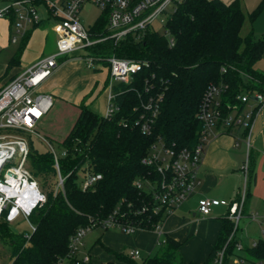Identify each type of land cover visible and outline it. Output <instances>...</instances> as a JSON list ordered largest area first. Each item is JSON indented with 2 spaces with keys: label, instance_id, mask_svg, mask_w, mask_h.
<instances>
[{
  "label": "trees",
  "instance_id": "obj_1",
  "mask_svg": "<svg viewBox=\"0 0 264 264\" xmlns=\"http://www.w3.org/2000/svg\"><path fill=\"white\" fill-rule=\"evenodd\" d=\"M263 4L252 13V20ZM101 19L99 29L106 22L104 16ZM243 23L240 0H184L167 24L174 46L156 33H149L140 42L129 39L117 46L109 45L117 56L146 61L147 65L130 82L114 85L118 109L112 115H98L86 105L80 106L72 129L61 143L65 150L57 156L59 170L54 152L39 153L33 142L29 143L27 166L33 178L44 188L49 187L50 178H56V183L46 192V202L30 214L29 222L34 226L31 232H13L12 224L2 214L0 224L7 225L8 230L0 227V234L11 240L12 264H71V237L81 227L101 228V220L116 210L119 221L136 230H155L165 221L166 214L153 210L156 203L151 192L135 184L147 177H160L143 162L152 145L161 139L179 150L198 143V113L210 85L227 86L222 96L226 113L227 104L245 108L239 95L255 91L264 94V72L255 68L264 57V38L257 39L253 34L242 37ZM32 30L22 38L4 76L19 64ZM159 96L158 115L151 131L143 133L142 116H151L145 107ZM85 172L101 175L87 190L79 184ZM59 173L64 183L56 190ZM221 224L218 241L203 263L185 262L179 253L182 243L167 236L157 253L148 255L141 264H210L232 231L233 224L227 217ZM249 251L264 260V240ZM114 254L125 264H136L128 254Z\"/></svg>",
  "mask_w": 264,
  "mask_h": 264
},
{
  "label": "built area",
  "instance_id": "obj_2",
  "mask_svg": "<svg viewBox=\"0 0 264 264\" xmlns=\"http://www.w3.org/2000/svg\"><path fill=\"white\" fill-rule=\"evenodd\" d=\"M184 0H5L0 4V18H8L14 24L12 42L18 43L33 28L39 26L44 18L40 16L38 7L44 5L47 11L46 20L51 22V29L56 35V49L53 53L38 59L8 85L0 90V218L5 214L10 224L29 216L34 209L47 200V194L33 178L27 166L29 142L26 134L36 135L46 142L43 134L36 130V125L52 109L51 95L39 92L42 84L54 73L59 64L69 58H77L89 70L108 71L107 88L109 89L108 109L106 117L112 115L118 107L114 104V85L128 83L132 77L147 65L146 61H136L119 57L109 46L132 39L135 42L144 40L149 33L158 34L153 23L159 22L164 27V34L169 45L174 46V39L168 29V21ZM88 5L97 6L106 19L104 27H100L102 16L90 27L81 22V12ZM160 35V34H159ZM227 86L210 85L202 98L198 120L201 124L198 143L194 147L174 149L163 140L158 139L151 147L143 162L159 174V179L144 178L135 184L138 188L150 191L156 214L163 212L168 216L182 205L201 184L199 170L203 162L204 148L207 143L222 133L233 129L250 130L253 116L264 106L263 92L238 96L245 105H253L250 109H240L238 104H227L224 111L222 96ZM159 96L150 99L145 110L150 118L142 116L143 133L151 131V124L159 112ZM249 150V134L246 137ZM56 167L59 170L57 155ZM244 184L237 199L222 201L202 198L198 202V211L209 216L214 207L225 205L228 209L226 217L232 222V231L225 243L216 252L210 264H264V260L256 258L249 249L257 246L258 241L244 245L238 233L240 222L249 218L256 220L257 213L247 216L244 206L247 198L249 179V157L242 166ZM100 174L82 173L79 178L80 187L87 190ZM64 178L58 174L56 190L62 189ZM247 216V217H246ZM30 223V222H29ZM102 229L118 228L122 233L133 234L136 228L131 224L119 221L117 210L99 223ZM31 230L34 226L30 223ZM95 226V225H94ZM94 226L81 227L71 237L68 259L71 264H89L90 256H79L86 235ZM162 224L155 230L161 233ZM264 234V229L262 230ZM165 240L158 244H164ZM135 259L140 256L138 250L128 254Z\"/></svg>",
  "mask_w": 264,
  "mask_h": 264
},
{
  "label": "crops",
  "instance_id": "obj_3",
  "mask_svg": "<svg viewBox=\"0 0 264 264\" xmlns=\"http://www.w3.org/2000/svg\"><path fill=\"white\" fill-rule=\"evenodd\" d=\"M4 1H0V4ZM13 32V22L8 18H0V79L5 75L8 65L17 52V44L22 40L13 43ZM53 36L56 38L51 29L50 21L45 19L39 26L35 27L29 36L27 45L30 40L35 38L37 53L33 58H28L23 51L19 64L11 68L9 73L0 81V88L8 85L41 57L53 53L56 49V39ZM83 67H85L83 62L77 58H69L61 62L54 73L39 88V92L52 96L53 107L56 104L57 106H81L83 104L81 103L82 99L88 93L92 94L96 89L91 97L92 99L98 91L104 88L107 95V112L109 98V89L107 88L108 71L104 69L89 72L84 70ZM84 105L88 107V104L84 103ZM251 106L253 105H246L244 109L248 110ZM88 108L94 112L90 107ZM106 112L102 115L105 116ZM49 113L46 115L47 117ZM248 134L249 150L246 144ZM247 156L249 157V179L244 212L247 216L257 213L259 218L251 220L246 216L245 219L248 220V223L244 230L253 225L257 233H250L248 235L249 239H253L254 242L264 240V234L262 233L264 229L263 106L253 116L249 131L236 128L229 133L218 135L207 143L199 170L201 184L187 201L180 205L181 207L179 206L180 209L169 214L162 223L161 233H164L165 237L169 236L182 243L179 251L185 249V258L182 256L185 262L203 263L207 259L213 246L218 241L222 218L226 217H213L212 213L209 216H203L198 211L199 200L202 198L222 201L237 199L244 184L242 166ZM225 208V211L228 212L227 207ZM134 233V235H126L118 229H107L94 233L89 239L88 249H86L85 240L83 241L81 249H83L84 254L82 255L80 249L79 256L82 257L87 254L90 256L91 261L96 264L109 261L115 264L120 260L117 259L114 252L129 254L132 249L128 251L126 248L135 241L142 242L143 247L151 253L154 250L153 239L150 241L148 235L142 231H135ZM192 246L194 250H191Z\"/></svg>",
  "mask_w": 264,
  "mask_h": 264
},
{
  "label": "rangeland",
  "instance_id": "obj_4",
  "mask_svg": "<svg viewBox=\"0 0 264 264\" xmlns=\"http://www.w3.org/2000/svg\"><path fill=\"white\" fill-rule=\"evenodd\" d=\"M223 1L226 3H231L234 0H223ZM262 1L264 0H240L241 8L244 14V23L241 29L242 37H246L249 34H253L254 37L257 39L264 38V4L260 10V13L256 16V18L254 20H252L251 18L252 13L259 7ZM38 10H39L40 16L46 19L47 11H46L45 6L44 5L39 6ZM102 15H103L102 11L97 6L88 5L81 12L80 19H81L82 24L86 26V28H88L92 26ZM153 28L158 34L160 35L164 34V27L158 21L153 23ZM20 43L21 42L17 44V48L20 46ZM36 53H37V48H36V43H35V38H34V40L33 39L30 40L28 45H26L24 49V55L27 56L28 58H33ZM255 68L261 72H264V57L257 62ZM83 69L89 72L93 71V70H87L85 67H83ZM95 91L96 89L94 90V92ZM94 92L92 94L88 93L82 99L81 103L88 104V107H90L96 114L102 115L106 112V107H107L106 89L104 88L101 89L91 99V97L94 95ZM79 112H80V105L57 106L56 104L51 109V112L49 113L48 117L45 116L36 125V130L39 131L41 134H43L44 138L46 139V142L36 135L26 134L25 137L27 138L29 143L31 141L33 142V148L39 153H45L47 151H52L57 156L61 157L62 153L65 150L64 147L61 145V143L66 138L70 130L72 129L79 115ZM55 183H56V178H50L49 187L44 188L40 186L41 182L38 181V184H40L39 186L45 192H47L48 190H51V187L55 185ZM180 207H178L174 211L177 212L180 209ZM225 207L226 206H220L217 208H213L212 209L213 217L226 216L227 211H225L226 210ZM247 223H248V220L246 219H243L240 222V230H239V234L237 235L238 238L241 239L244 245H250L254 242L253 239H249L248 237L250 233H254V234L257 233L253 225L247 227V230H244V228L247 226ZM12 226L18 231L19 234H27L31 232L30 223L24 218L18 219ZM0 227H3L4 229L8 230V226L5 224H0ZM109 229H118V228H109ZM103 230L105 229L95 228L86 235L84 239L86 249L89 248V244H90L89 239L94 235V233L102 232ZM138 231L145 232L146 235H148V239L150 238L149 239L150 241L153 239L152 242H153V249H154L150 253V251H148L147 249L143 247L142 242H138V241L137 242L135 241L133 244L128 245V247L126 248L128 251L131 249L132 250L138 249L140 251V256L138 258H135V263L141 264L144 258H146L149 254L157 253V251L159 250L158 243L165 240V235L164 233H159L157 230H150V231L137 230V232ZM134 234L135 233H133L132 235ZM11 249H12V245H11L10 238L8 236H4L1 233L0 234V264H12L13 258H12ZM191 250H194L193 246L191 247ZM81 251L83 255L84 254L83 249H81ZM179 253L181 257L183 256L185 258V249L181 250ZM115 264H125V262L117 261L115 262Z\"/></svg>",
  "mask_w": 264,
  "mask_h": 264
},
{
  "label": "water",
  "instance_id": "obj_5",
  "mask_svg": "<svg viewBox=\"0 0 264 264\" xmlns=\"http://www.w3.org/2000/svg\"><path fill=\"white\" fill-rule=\"evenodd\" d=\"M12 230H13V232H15V233L18 232L14 227H12Z\"/></svg>",
  "mask_w": 264,
  "mask_h": 264
}]
</instances>
